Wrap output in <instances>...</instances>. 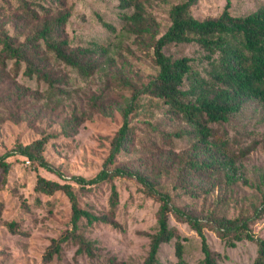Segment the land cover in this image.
<instances>
[{"label": "rangeland", "instance_id": "obj_1", "mask_svg": "<svg viewBox=\"0 0 264 264\" xmlns=\"http://www.w3.org/2000/svg\"><path fill=\"white\" fill-rule=\"evenodd\" d=\"M27 1L35 8L32 14L20 9L19 0H0V28L17 44L34 35L42 60L60 79L61 89H52L36 74L27 75L24 61L16 68L15 58L9 57L5 70L0 63V154L8 153L10 161L8 170L0 166V264L143 263L158 227L160 200L136 176L121 175L113 180L118 201L112 209L111 180L82 187L74 179L78 174L91 177L104 167L130 105L129 138L113 165L143 173L170 191L174 205L205 222L203 230L212 249L220 252V264H253L257 241L245 238L234 246L226 244L211 214L251 216V229L264 237V102L249 99L228 120L213 122L210 138L215 145L202 141L194 126L148 89L159 70L154 40L170 26L171 9L181 0H143L146 19L141 31L130 18L134 6H124L121 0ZM226 1L197 0L191 12L200 18L218 16ZM263 5L264 0H232L230 9L246 14ZM60 13L67 16L55 35L67 38L72 48H93L90 56L100 61L89 76L57 60L37 36L44 20ZM164 51L172 58L190 56L193 69L210 77L212 61L198 42H171ZM183 87L189 89L190 78ZM45 135V155L53 169L14 151L18 142ZM218 147L233 157L231 164L196 166L210 163V155L219 154ZM39 174L72 182L81 205L97 213L113 210L118 225L80 221L84 235L95 242V254L76 253L77 244L69 240L60 253L44 259L52 239L71 228L72 208L62 190L35 189ZM11 220H17L19 231L9 227ZM170 223L186 237L185 264H204L197 229L173 212ZM176 240L162 244L161 264H178Z\"/></svg>", "mask_w": 264, "mask_h": 264}, {"label": "trees", "instance_id": "obj_2", "mask_svg": "<svg viewBox=\"0 0 264 264\" xmlns=\"http://www.w3.org/2000/svg\"><path fill=\"white\" fill-rule=\"evenodd\" d=\"M195 1L197 0H181L175 3L171 9L172 23L165 32L155 38L154 59L159 70L156 77L150 81L148 89L194 126L202 141L216 145L217 143L210 138L213 134L211 125L213 122L228 120L230 114L238 111L249 99L264 102V5L246 14H235L230 9L232 0H227L220 15L200 18L191 12V5ZM121 2L124 6H134L135 11L130 18L140 31L143 30L146 19L143 0H121ZM18 5L27 13L32 14L35 11L31 2L27 0H19ZM44 8L48 10L47 7ZM66 16L67 14L60 13L51 19H45L37 31V36L43 39L46 49L54 54L57 60L69 65L78 74L89 76L94 73L100 63L98 59L90 56L93 48H72L67 38L55 35L58 24H61ZM190 41H196L208 50L207 55L212 61L209 78H203L193 69L190 56L172 58L164 51V46L168 43ZM0 42L2 43L0 50L2 70L7 67V59L12 57L16 60V68L19 67L20 62L24 61L26 64L24 71L27 75L36 74L52 89H61L58 84L60 79L57 75L54 76L52 70L46 68L42 60L44 56L39 52V44L35 42L34 35L28 34L22 43L17 44L11 33L0 28ZM186 78H190L189 89L183 87ZM131 110L132 105L124 110L123 124L112 139L104 167L91 177L78 174L74 176V179L82 187L111 180L112 209L118 201V189L113 180L121 175L136 176L143 182L144 188L160 200L158 227L151 234L150 248L142 264H161L159 259L161 246L174 237L177 238L178 264H185V243L182 238L186 239V237L181 236L177 228L170 223L172 212L190 222L201 234L204 264H220V252L212 249L203 230L205 222L185 208L174 205L170 191L161 189L143 173L123 165H113L129 138L132 127L129 119ZM47 141L48 136L45 135L28 142H18L14 151L41 166L53 169L45 155ZM218 151V155L216 152L210 155V163L201 162L196 166L207 168L211 167L212 163L220 162L229 165L234 161L224 148H219ZM7 154H0V166L5 170L10 167V161L6 160ZM35 189L44 193L62 190L69 197L72 208L71 228L52 239L43 255L45 260H50L55 254L60 253L63 243L69 240L77 244L76 253L95 254V242L87 238L81 230L82 218H86L88 223L102 220L114 225L119 224L113 216V210L111 213H97L81 205L78 192L70 181H61L39 174ZM211 217L215 229L226 244L234 246L239 240L245 238L256 240L258 252L253 264H264V237L256 236L251 229V216H229L214 212ZM16 221L9 222V227L13 231H19Z\"/></svg>", "mask_w": 264, "mask_h": 264}]
</instances>
